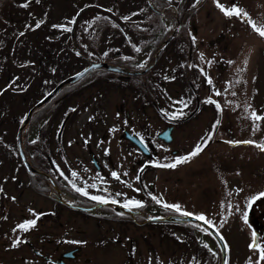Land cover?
Wrapping results in <instances>:
<instances>
[{"label":"rangeland","instance_id":"rangeland-1","mask_svg":"<svg viewBox=\"0 0 264 264\" xmlns=\"http://www.w3.org/2000/svg\"><path fill=\"white\" fill-rule=\"evenodd\" d=\"M149 2L151 5L147 0H10L0 6V19H2L0 21V77L2 73L12 71V64L7 71L2 68V62H11L23 56L28 57L29 49L42 51L44 54L38 53L46 55L47 49L43 46L46 39L52 40V54H50L51 51L48 52V58L65 57L64 50H61L56 42L70 39L82 41L78 45L85 52L91 51L86 42L92 41L96 44L97 53L114 48L122 55H126L135 48L133 41L145 36L143 25H163L170 31L165 30V34L168 32L171 34L182 23L196 27L192 39H195L199 46L196 52L197 71L192 73L188 69L185 70L189 73L185 78L182 76L181 79H173L170 74L176 72L174 69L177 66L164 64L163 68L160 64L165 72L161 79L163 86L160 92L159 90L155 92L157 95L161 94L162 99L158 102L163 112L169 115L174 113L172 110L175 104H194L195 96L204 104L201 110L194 112L188 121L181 122L174 130L175 145L180 150L178 158L188 157L198 144L204 146V142H207L205 135L209 137V133H211V141L198 155L191 157L187 162L179 163L174 168L152 166L146 177L154 183L155 187H159L165 203L180 206V212L171 207L177 214L169 212L171 209L168 208L164 216L183 215L184 212L194 216L203 214L222 237L227 255L226 264H256L259 251L250 248V245L253 231L257 232V239L264 243V197L253 201L251 207L248 204L252 197L264 192V151L258 147V145H264V120H254L252 116L253 112L264 116V37L251 27L249 18L258 27L264 28V0H219V3L225 7L238 6L248 13L247 18L226 16L217 7L216 0H187L188 5L193 8L181 19L177 16L176 9L172 8V4L157 9L151 0ZM170 2H177V0H170ZM25 3H28L27 7H23ZM88 3L93 6L79 13L71 38L65 27L70 28L79 8ZM144 4L149 5L160 17L150 15L147 10H144ZM20 7L22 10H19ZM100 13L109 15L111 17L109 22L113 25L99 33L94 25V17ZM38 22L40 27L37 28ZM54 25L63 27H54ZM128 25H135L134 30L138 29V35L131 36ZM218 37H220L219 41H217ZM65 52L68 53L69 58L65 57L63 60H70L69 65L72 61L70 58L75 53H72L73 50ZM97 53V56H102V53ZM60 58L58 62L61 61ZM54 65L52 64L54 69L52 83L68 73L67 68L62 69L60 64L55 68ZM158 65L155 64V67ZM70 67L73 68L71 64L69 69ZM186 68H188L187 65ZM209 79L211 83L208 82ZM187 80L193 81L195 96L190 91ZM102 82L105 83L100 92L105 95L104 108L97 109L94 119L97 117L98 124L101 122L113 126L114 121L119 123L120 117H123L121 113L114 110V104L118 103L119 99L123 102L122 99L127 95V91L117 87L116 95L112 94L114 88L110 86V82ZM37 83L44 85V78H38ZM133 93L137 94L136 90H132ZM209 101H214L211 103L214 107L211 109L207 107ZM139 103L140 101L131 104L133 117L145 123V116H147V120L151 123L150 131L154 136V133L164 126L165 121L160 119L159 113L154 111L150 104H146V112L140 111ZM25 114L26 107L14 110L9 105L5 113L0 110V135H2L0 138V187H5L11 194L17 191L13 187H18L16 182L18 177L23 181L22 187H26V180L29 179V175L19 169L15 145L17 124ZM211 116L212 119L213 116L214 119H217L216 116L219 117L215 132L213 123L208 129ZM61 119V112L54 110L52 150L57 162H59L58 152L61 146H59L60 143L57 144L59 139L56 134ZM213 122L216 123V121ZM132 130H136V127L133 126ZM117 135L118 131L112 135L114 137L111 136L109 150L113 151L117 158L121 154L131 152L135 177L136 160L141 155L134 146L128 150L124 140ZM243 141L254 143H242ZM96 144L102 146L105 142L96 141ZM68 151H76L75 145L71 144ZM134 177L132 185L135 187ZM101 183L115 185V181L112 180L97 182L90 179L85 182L88 185L86 187H102ZM23 194L29 196L26 191ZM28 196L20 198L46 200ZM46 206L47 202L44 208ZM148 211H144L145 218L155 214L150 208ZM245 213H247V222L244 220ZM10 215L12 216L13 212ZM152 220L155 219H149L144 223L84 224L88 231L85 249L89 260H78L79 263H129L124 250L126 242L123 238L126 234L133 238L132 260L137 259L138 263L142 260V263L146 264L220 263L219 246L201 224L195 221L157 222ZM103 233L119 234L124 246L122 243L109 240L98 246L93 245L92 234L104 237ZM21 255L26 258V254L20 251L11 258H8V254L4 252L3 258L8 264H27L29 255L25 260L18 258ZM30 257L33 255L30 254ZM260 264H264V261Z\"/></svg>","mask_w":264,"mask_h":264},{"label":"flooded vegetation","instance_id":"flooded-vegetation-1","mask_svg":"<svg viewBox=\"0 0 264 264\" xmlns=\"http://www.w3.org/2000/svg\"><path fill=\"white\" fill-rule=\"evenodd\" d=\"M9 1H5L3 5ZM86 6L90 7L93 4L88 3ZM20 8L19 10H22ZM134 27L135 25H128L131 36L135 37L138 35V29L136 31ZM143 27L145 36L133 41L135 48H132L131 53L126 55L111 48L99 52L102 53V56H97L96 44L92 41L86 42L87 47L91 49L90 52L81 50L78 43L82 41L74 39L57 41L61 50H64L65 57L69 58L65 51L72 52L73 50L72 53H75L70 58L72 59L70 64L73 67L70 69V64L68 65L70 60H63L65 58L63 56L59 57L60 62H58V57L48 58V52L51 51L50 54H52V40L48 39L43 43L47 49L46 55H40L39 53H43L42 51L29 49L28 57L23 56L15 58L11 62H2V68L7 71L12 64V71H5L7 73H2L0 77V110L3 113L6 112L9 105L14 110L26 107L27 113L61 80L93 62L104 61L126 68L130 72L122 73L105 68L91 69L79 79L63 84L50 99L31 110L27 122L21 128L20 136H22L21 145L24 155L32 170L26 168L16 146L19 169L29 175V179L25 183L26 187H22L23 181L19 177L16 181L18 187H13L17 190L14 194L8 193L5 187H0V264H8L3 258L4 252L8 254V258H11L19 251L25 253L26 258L29 255L27 264L33 262L83 264L79 261L89 260L88 252L85 249L88 231L83 226L84 224L144 223L154 217L164 216L166 211L171 209V207L168 209L164 206L169 203L164 202L163 193L160 192L159 187H155L154 183L146 176L152 166L171 168L164 165L180 160L178 158L180 150L175 145L174 130L181 122L188 121L194 112L201 110L204 104L196 98L195 85L192 80H187V83L195 96L194 104H175L172 110L174 113L171 115L163 112L161 104L158 102L159 99H162L161 94L157 95L155 91L159 90L160 92V88L163 86L161 79L165 74L162 69L165 67L164 64L177 66L174 69L176 72L170 74L173 79H181L182 76L185 78L189 74L185 70L190 69L192 73L197 71L196 52L199 46L195 39H192L196 32L194 26L179 24L173 36L165 44L162 43L170 34L167 27L153 24H146ZM174 28L171 29V32ZM165 30L169 32L165 34ZM69 36L72 38L71 31H69ZM219 40L220 37L217 41ZM55 60L56 62H53ZM52 64H55V68L60 64L62 69L64 67L68 69V73L55 83H52L54 78ZM155 64L159 65L155 67ZM181 64L183 65L180 66ZM220 67L222 68V66ZM70 71L72 72L69 74ZM38 78H44V85L37 83ZM102 81L110 82V86L114 88L112 94L116 95L117 87L127 91V95L122 99L123 102L119 99V102L114 104V110L121 113L123 117H120L119 123L114 121L113 126L101 122L100 125L99 121H96L97 117L94 119L97 109L104 108L105 95L100 93L105 85ZM132 90H136L137 94H132ZM38 92L39 94H37ZM210 99L212 98L210 97ZM138 101H140V111L146 112V104H150L153 110L159 113L160 119L165 121L161 130L154 133L155 137L150 131L151 123L147 120V116H145V123L143 120L133 117L131 104ZM207 105L210 109L214 107L209 102ZM54 110L60 111L62 118L59 124L61 127L59 126L56 134L59 139L57 144L60 143L59 146H61V150L58 152L59 162L54 158L52 150V114ZM216 117L217 119H214V116L212 119L211 116L208 123V129L213 123L214 132L217 130L219 122V117ZM23 119H20L17 124L15 145L16 134ZM133 126L136 127V130H132ZM99 131H101L100 134ZM116 131H118L117 136L124 140L128 150L134 146L141 155L136 160L135 177V168L130 157L131 152L128 151L125 155L121 154L117 158L115 153L109 150L111 136L115 135ZM126 132L136 136L146 147L145 151L128 139L125 136ZM1 137L2 135H0ZM205 137L207 142H204V146H207L211 138L209 139L207 135ZM96 141H104L105 145L98 146ZM71 144L75 145L76 151H68ZM113 173L117 175L113 176ZM133 177L136 181L135 187L132 185ZM90 179L97 182L112 180L115 181V185L101 183L102 187H86L88 185L85 182ZM77 189H81V191H77ZM24 191L28 192L29 196L23 194ZM85 192L87 195L84 194ZM23 196L31 198L35 196L46 200H24L21 199ZM93 196L101 197L108 203L93 200L91 199ZM133 201L139 202L142 206H134L130 203ZM45 202H47V206L44 208ZM98 204L100 205L96 206ZM125 204H129V207H124ZM90 207H94V209L88 211L83 209ZM156 207L158 209H155ZM149 208L154 210L152 213L155 214H152L150 218H145L144 211L149 212ZM11 212H13L12 216ZM169 212L176 213L173 209ZM37 215H39V219H36ZM33 219H36L34 227H29L27 230L18 227ZM152 221L161 222L159 220ZM92 235L91 243L95 246L105 243L106 240L122 243L119 234L103 233L104 237ZM123 239L126 242L124 250L129 259L127 264H146L142 263L143 260L140 263L137 259L132 260L134 255L133 238L126 234ZM16 241L19 243L17 244ZM122 245L124 246L123 243ZM30 254L33 257H30ZM18 258L26 259L22 255Z\"/></svg>","mask_w":264,"mask_h":264},{"label":"water","instance_id":"water-1","mask_svg":"<svg viewBox=\"0 0 264 264\" xmlns=\"http://www.w3.org/2000/svg\"><path fill=\"white\" fill-rule=\"evenodd\" d=\"M147 1L150 4L149 0H147ZM82 10L83 9L78 10L77 13L75 14L74 18H73L74 22L72 21L71 33H72V30H73V26H74L75 20H76V18L78 17L79 13ZM173 32L163 41L162 44H165L171 38V36L173 35ZM94 68H105V69L115 70V71H119V72H130L126 68H123V67H120V66H117V65H113V64H109V63H106V62H93V63H90L87 66H85L84 68H82L80 71L76 72L75 74H73V75L61 80L53 89H51L45 96H43L32 108H30L27 111L24 119L22 120V122L20 124V127L18 128V131H17V134H16V146H17V149H18V151L20 153L21 159H22L24 165L26 166V168L28 170H32V168H31L30 164L28 163V161L26 160V157H25L24 152L22 150L21 139H20V131H21V128L24 126V124L27 122V120H28V118H29V116L31 114V110L33 108H35V107H39L41 104L46 102L53 94H55L60 89L61 86H63V84L71 83V82L79 79L88 70L94 69ZM159 135H160V137L162 136L161 133ZM125 136H127L128 139H130L132 142H134L141 150L145 151L146 147L140 142V140L136 136H134V135H132V134H130L128 132L125 133ZM99 205L100 204H98L96 206H99ZM94 207L83 208V209L88 211V210H92ZM195 217L196 216H194V215L185 216V215H173V214H171V215H166V216L154 217L153 219L160 220V221H172V222L195 221V222L201 224L214 237V239L216 240V242H217V244L219 246L220 254H221V258H220V263L219 264H226V257H227L226 249H225L224 242L221 239V236L219 235L218 231L212 225L205 224L203 221L195 219ZM253 233H256V236H257V232L253 231L252 232L251 244L253 243Z\"/></svg>","mask_w":264,"mask_h":264},{"label":"snow or ice","instance_id":"snow-or-ice-1","mask_svg":"<svg viewBox=\"0 0 264 264\" xmlns=\"http://www.w3.org/2000/svg\"><path fill=\"white\" fill-rule=\"evenodd\" d=\"M216 3H217V7H219V8L221 9V11L224 12V14H225L226 16H228V17L234 16V15L237 16V17H241V16L246 17V18L248 17V13L245 12L244 10H242L241 8H239V7L236 6V5H233V6H231V7H225L224 5H222V4L219 3V0H216ZM27 6H28L27 3H25V4L23 5V7H27ZM73 22H74V21H73ZM249 22H250V24H251V27H252V28H253V29H254V30H255L260 36L264 37V28L258 27V26L256 25L255 22H252V21L250 20V18H249ZM36 27H37V28L40 27V23H39V22L36 24ZM54 27H63V26H55V25H54ZM65 30H67V31H71L70 28H66V27H65ZM137 50H138V49H137ZM141 67H143V65H141ZM208 82L211 83V80L209 79ZM217 95H219L218 92H217ZM209 102H210V103H214V101H209ZM252 116H253V119H254V120H264V116H259V115H257L255 112L252 113ZM208 138H209V139L211 138V133H209V137H208ZM242 143H254V142H253V141H243ZM203 147H204L203 145H199V144H198V145L196 146V148L193 150V152L189 154L188 157L182 158V159H180V160L175 161V163H172V164H169V165H164V166H165V167H172V168H174V167H176V165L179 164V163H185V162H187L191 157H194V156L198 155L199 152H201V151L203 150ZM258 147H260L261 150L264 151V145H258ZM73 175H75V173H73ZM112 175H113V176H116L117 174H116V173H113ZM117 178H119V177H117ZM77 191H81V189H77ZM84 194L87 195L86 192H85ZM260 197H264V192L259 193L258 196H254V197H252L251 200L249 201L248 206L251 207L252 202L255 201V200H257V199H259ZM91 199H93V200H98V201H100L101 203H108L107 200L102 199L101 197L93 196V197H91ZM158 202H159V201H158ZM113 203H116V201H113ZM130 203H132V204H133L134 206H136V207H141V206H142L139 202H135V201H133V202H130ZM123 206H124V207H129V204H125V205H123ZM164 206H165L166 208H168V207L175 208V210H176L177 212H180V211H181L179 205H164ZM182 214L185 215V216H191V215H192L191 213H187V212H184V213H182ZM36 219H39V215H37ZM36 219H33V220H30V221H27V222L24 223V224H20L18 227H19L20 229H23V230H27L29 227H34L35 224H36ZM195 219L200 220V221H203L205 224L212 225V222H211L210 220H208L203 214L196 216ZM244 220H245V222H247V213L244 214ZM213 226H214V225H213ZM204 230L207 231L206 229H204ZM221 239H222V237H221ZM16 243L18 244L19 241H16ZM14 246H15V245H14ZM205 246H206V245H205ZM250 248H254V249H257V250L259 251V259H258V261L256 262V264H260L261 261H264V243H262L261 241H259V240L257 239L256 233H253V243L250 245Z\"/></svg>","mask_w":264,"mask_h":264},{"label":"trees","instance_id":"trees-1","mask_svg":"<svg viewBox=\"0 0 264 264\" xmlns=\"http://www.w3.org/2000/svg\"><path fill=\"white\" fill-rule=\"evenodd\" d=\"M5 1H8V0H0V6L3 5V3H5ZM154 7L159 9L165 5H168V4H173L172 8H175L176 9V13H177V16L179 17V19L182 18L183 15H186V13H189L190 10L193 8V7H190L187 3V0H177V2H173L171 3L170 0H151ZM86 4H84L83 6H81L79 8L80 9H84L86 8ZM144 10H147V12L150 14V15H153V17H160L158 13H156L155 11H153V9L150 8L149 5L147 4H144ZM169 10H171L169 8ZM111 19V17L105 13H100L98 15H96L94 17V25H95V28L96 30H98L97 32H101L102 30H106V28L109 26H112L113 24L109 22V20ZM159 23H161V21H158ZM95 30V31H96ZM40 177V175H37ZM55 182V180H53Z\"/></svg>","mask_w":264,"mask_h":264}]
</instances>
